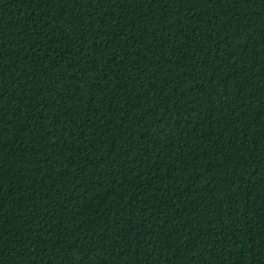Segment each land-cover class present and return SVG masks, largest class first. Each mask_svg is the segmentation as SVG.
<instances>
[{"label":"trees","instance_id":"trees-1","mask_svg":"<svg viewBox=\"0 0 264 264\" xmlns=\"http://www.w3.org/2000/svg\"><path fill=\"white\" fill-rule=\"evenodd\" d=\"M0 264H264V0H0Z\"/></svg>","mask_w":264,"mask_h":264}]
</instances>
